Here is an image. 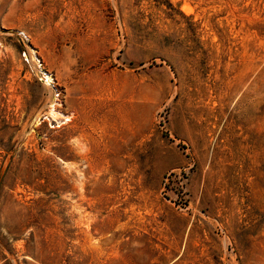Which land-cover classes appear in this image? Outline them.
<instances>
[{
	"label": "rangeland",
	"instance_id": "374dc122",
	"mask_svg": "<svg viewBox=\"0 0 264 264\" xmlns=\"http://www.w3.org/2000/svg\"><path fill=\"white\" fill-rule=\"evenodd\" d=\"M0 264H264V0H0Z\"/></svg>",
	"mask_w": 264,
	"mask_h": 264
},
{
	"label": "bare ground",
	"instance_id": "6f19581e",
	"mask_svg": "<svg viewBox=\"0 0 264 264\" xmlns=\"http://www.w3.org/2000/svg\"><path fill=\"white\" fill-rule=\"evenodd\" d=\"M46 80H48V78H47ZM49 81H50V78H49ZM49 81H48V82H49ZM65 119H66V118H65ZM67 120H68V119H67Z\"/></svg>",
	"mask_w": 264,
	"mask_h": 264
}]
</instances>
